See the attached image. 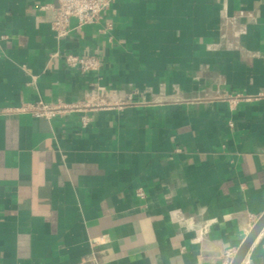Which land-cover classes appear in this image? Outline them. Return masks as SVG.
<instances>
[{
	"label": "crops",
	"instance_id": "obj_1",
	"mask_svg": "<svg viewBox=\"0 0 264 264\" xmlns=\"http://www.w3.org/2000/svg\"><path fill=\"white\" fill-rule=\"evenodd\" d=\"M55 4L0 0V264H228L264 215V0H111L62 41Z\"/></svg>",
	"mask_w": 264,
	"mask_h": 264
},
{
	"label": "built area",
	"instance_id": "obj_2",
	"mask_svg": "<svg viewBox=\"0 0 264 264\" xmlns=\"http://www.w3.org/2000/svg\"><path fill=\"white\" fill-rule=\"evenodd\" d=\"M56 4L53 7L55 12L54 20L51 24V29L58 41L66 39L74 30L72 22H76V30H81L85 26L94 25L98 22L102 14L107 12L111 5V0H55ZM66 65L71 69L80 70L82 73H96L100 70L101 61L98 57L92 55H75V54H60ZM70 107L65 105H48L44 103L38 104H23L14 111L24 114H29L36 119L52 120L60 114L69 111ZM144 197L142 192L139 193ZM190 227V226H189ZM211 223L205 222L198 229L199 238L207 235L210 231ZM199 240V239H198ZM234 252H227L225 259L228 264H232Z\"/></svg>",
	"mask_w": 264,
	"mask_h": 264
},
{
	"label": "water",
	"instance_id": "obj_3",
	"mask_svg": "<svg viewBox=\"0 0 264 264\" xmlns=\"http://www.w3.org/2000/svg\"><path fill=\"white\" fill-rule=\"evenodd\" d=\"M264 228V215L259 219L254 228L252 229L249 236L246 238L242 246L237 251V254L232 262V264H242L248 251L250 250L252 244L254 243L256 237Z\"/></svg>",
	"mask_w": 264,
	"mask_h": 264
}]
</instances>
